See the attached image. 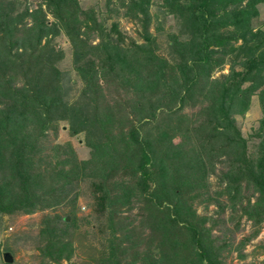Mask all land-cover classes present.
I'll list each match as a JSON object with an SVG mask.
<instances>
[{"label":"trees","instance_id":"trees-1","mask_svg":"<svg viewBox=\"0 0 264 264\" xmlns=\"http://www.w3.org/2000/svg\"><path fill=\"white\" fill-rule=\"evenodd\" d=\"M111 1L104 0L106 12L124 5L122 14L139 21L144 42L121 43L119 32L110 34L116 21L106 30L105 18L92 7L82 9L78 0H37L19 8L17 0H0V213L53 206L71 178L100 174L105 180L119 170L134 181L113 180L118 189L111 194L99 183L98 199L103 209L109 206V221L136 197L152 206L149 238L157 239L151 252L139 257L132 251L138 264H224L231 248L242 256L240 242L232 247L231 239L210 236L211 226L194 217L183 193L200 194L207 170L218 161L224 167L218 192L227 193L230 215L250 219L253 232L264 220V28L251 24L264 0H118L109 6ZM159 13L178 25L166 33L170 58L156 51L147 30L152 17L157 28ZM60 32L81 80L73 97L56 65L61 52L51 43ZM92 32L93 43L87 40ZM226 61L228 71L211 77ZM101 80L125 96L109 101ZM254 93L262 114L252 151L233 115L247 109ZM196 105L195 111L185 110ZM58 120H65L72 134L83 130L91 156L76 160L70 150L62 159L72 162L69 166L43 171L42 139ZM191 134L195 146L185 147ZM175 135L180 141H172ZM66 218L54 215L39 233L47 258L56 264L61 259L74 264L68 261L73 245L64 231L71 221ZM177 227L180 238L173 237ZM106 247L92 264H121L128 246L114 230Z\"/></svg>","mask_w":264,"mask_h":264},{"label":"rangeland","instance_id":"rangeland-1","mask_svg":"<svg viewBox=\"0 0 264 264\" xmlns=\"http://www.w3.org/2000/svg\"><path fill=\"white\" fill-rule=\"evenodd\" d=\"M24 2L32 7L37 0H17V7H21ZM78 2L82 9L92 7L97 17L103 16L105 18L103 26L106 30L110 31V22L112 20L116 21V30L111 31L110 34L115 37L116 32H119L121 43H128L130 40L137 43L144 42L139 21L129 15L122 14L124 5H119L115 14L113 11L106 12L107 6L104 5V0H78ZM118 2V0H112L109 6L118 5ZM257 8L258 13L251 18V24L254 27L264 28V4L259 3ZM149 11L151 13L155 11V3L149 6ZM47 16L50 17L49 14ZM156 18L157 20L160 19L157 28H155L157 22L152 17L147 30L154 36L156 51L170 58L171 54L167 48L166 33L167 31L177 30L176 19L169 15L161 17L160 13ZM87 40L93 43L97 40V37L92 32L89 33ZM51 43L61 52L56 65L61 70L65 83L70 85L69 95L73 97L81 85V80L72 68L69 41L60 32L53 37ZM228 64L226 61L221 66L214 68L211 71V77L228 71ZM237 65L235 64L236 67ZM100 85L102 92L109 101L117 98L121 99L125 96L123 90L119 88L113 90L112 85L106 83V80H101ZM197 107V105L185 106V110L188 112L195 111ZM261 114L262 111L254 93L250 95L247 109L243 113L233 115L240 133L247 138L248 149L252 151L255 150L254 145L258 140V136L255 134ZM198 121L199 117L192 123L197 124ZM133 122L135 123L134 120ZM127 125L128 123H125L123 128H126ZM116 130L117 128L113 127L112 132H116ZM172 141H180V136H173ZM42 142L44 145L39 155L41 158L40 169L43 171L45 168L54 170L55 167L62 166L66 168L69 166L72 162L65 161L62 163V159L69 156L70 150L76 160L87 159L92 152V148L85 144L83 130L73 134L70 133L65 120H58L54 130H47V135L42 139ZM195 143L194 134H191L185 141L184 146L191 144L195 146ZM222 164L217 161L211 170H207L206 185L198 189L200 194L194 195V191H188L183 193L184 199L186 198L185 201L190 205L194 217L199 220L204 217L202 225L211 226L210 236H223L231 239L232 247L240 242L238 245L241 248L238 252L242 256H239L234 248L228 249V253L223 256L224 264H264V220L260 222L257 231L253 232L255 226L250 219L238 213L230 215L231 209L228 204L227 193L218 192L224 185V180L220 177L221 169H224L221 166ZM99 175L71 178V183L68 184L70 186L60 191L62 197L53 206L37 207L30 212L17 210L11 213H0V264H56L47 258L43 247L45 240L39 234L40 229L45 224H50L49 220L50 218L53 219L54 215L58 217L59 215H65L67 220L71 217L70 223L64 228L73 245L69 262L74 264L94 263L97 257L107 251L108 239L110 233L114 230L115 234L120 235L121 243L128 246L127 253L123 254L120 259L121 264H138V256L142 255V251L149 250L157 239V236L153 239L149 238L153 233L149 230L151 224L148 223L151 220L149 219L148 209L152 206L149 203L146 204L142 198L136 197L130 202L129 207L119 206L118 212L112 215V220H107L109 206L107 205L105 209L100 206L98 194L101 186L99 183H101L103 189H107L108 193L111 194L118 189L113 184V180L122 178L126 180L127 184H130L135 178L132 174L123 173L119 170L114 172L113 175L109 172L107 174L108 178L106 177L105 180L104 177ZM205 197H209L210 200L206 201ZM152 214H157V211L152 210ZM56 221L59 223L60 219ZM180 230V227L173 229L174 238H180ZM153 248L155 249V247ZM135 249L138 251V256H135L136 253L132 254ZM6 251L10 255L9 261H6L3 257ZM133 257L135 260L131 261ZM65 261L61 259L60 263L64 264Z\"/></svg>","mask_w":264,"mask_h":264},{"label":"water","instance_id":"water-1","mask_svg":"<svg viewBox=\"0 0 264 264\" xmlns=\"http://www.w3.org/2000/svg\"><path fill=\"white\" fill-rule=\"evenodd\" d=\"M3 257H4V259H5L6 261H9V260H10V255H9V253H8L7 251L4 252Z\"/></svg>","mask_w":264,"mask_h":264}]
</instances>
